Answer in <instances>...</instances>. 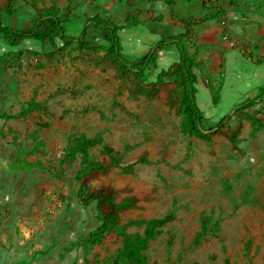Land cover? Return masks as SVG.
Returning <instances> with one entry per match:
<instances>
[{
	"label": "rangeland",
	"instance_id": "obj_1",
	"mask_svg": "<svg viewBox=\"0 0 264 264\" xmlns=\"http://www.w3.org/2000/svg\"><path fill=\"white\" fill-rule=\"evenodd\" d=\"M249 1L72 0L71 4L80 14L99 13L120 24L128 15L139 13L142 24L119 32L124 53L135 60L160 38L182 32L180 18H204L224 3L227 13L196 25L187 40L199 61L196 72L202 87L208 79L222 84L221 110L198 86L197 101L206 112L205 126H210L235 103L255 93L256 85L244 88L232 83L230 72L226 74L231 49L244 60L264 59V4ZM68 3L16 0L11 13L6 10L7 0H0V20L27 27L38 9L63 8ZM65 27L71 35L82 30V24L74 20ZM87 39L94 45L104 42L93 29ZM31 49L32 42L13 45L0 33V112H18L29 99L47 101L50 108L20 119L0 120V154L8 164L0 174V264H111L121 250L122 239H105L89 253L72 245L99 223L95 206L80 202L79 182L74 177L77 162L64 177L55 178L52 172L58 171L68 138L83 134L101 135L102 143L91 149L95 155L104 144L123 152L122 166L139 157L148 159L136 164L132 172L113 168L93 184L111 183L121 196H146L121 213L124 224L143 221L129 224V233H143L148 220L175 210V219L162 227L145 251L152 263L226 264L229 260L230 264H264V105L247 110L261 121L258 130L242 114L236 143L221 134L208 141L184 129L176 99L180 87L174 77L164 78L162 89L151 95L141 91L132 75L112 64L102 49H81L74 44L52 58L34 55ZM158 57L159 66L148 71L147 81L156 80L178 53L172 47L159 51ZM234 63L229 65L232 75L252 76ZM251 84L249 80L244 83ZM63 113V119L59 118ZM239 118L234 117L233 125ZM30 163L44 166L21 172ZM203 218L208 220V233L195 242Z\"/></svg>",
	"mask_w": 264,
	"mask_h": 264
},
{
	"label": "trees",
	"instance_id": "obj_2",
	"mask_svg": "<svg viewBox=\"0 0 264 264\" xmlns=\"http://www.w3.org/2000/svg\"><path fill=\"white\" fill-rule=\"evenodd\" d=\"M15 2L16 0H7L6 10L8 12H14ZM71 2L72 0H69V3L63 8L51 5L44 10L38 9L33 22L27 27H13L0 20V33L7 40L12 41L13 45L15 43L20 45L27 41L32 42L34 49L29 50L31 53L34 55L44 54L49 58L74 44L81 49H102L105 51L104 56L117 66L123 74H130L140 82L141 91L147 94H156L162 89L161 84L164 82V78L174 77L175 82L180 87L176 99L178 111L183 116L184 129L202 139L211 141L214 135L221 134L232 143H236L241 132L242 114L247 115L254 131L262 125L259 118L247 110L258 105H264V85L258 87L253 97H247L245 100L235 103L228 113L210 126H205L206 112L200 108L197 101L199 78L196 69L199 67V61L190 52L187 40L194 34L196 25L225 15L227 11L224 3L216 8L215 14L204 18L195 19L192 15L180 18L182 32L160 38L150 46L147 52L139 58L131 60L124 53L119 32L129 25L142 24L139 13L135 16L128 15L125 22L120 24L114 19L101 16L99 13L80 14L79 8L72 5ZM72 20L82 24L79 35H71L66 32L65 23ZM159 20H164V18L159 16ZM92 29L102 34L103 44L94 45L87 39ZM59 41L62 45H59ZM172 47L176 48L178 59L172 62L168 68H162L157 73L156 80L147 81L148 71L159 66V51L169 50ZM207 87L211 93L212 104L217 107L222 98V84L216 85L213 80L208 79ZM161 97L168 101L167 95ZM49 109L47 101L29 99L23 102L21 110L16 113L10 110L0 112V119H20L34 111L48 112ZM52 115L57 116V113L53 112ZM64 115L63 113L58 117L63 119ZM236 116H240V118L233 125ZM101 143V135L96 137H89L84 134L70 136L60 155L58 171L52 172L55 178H58L59 175L64 177L69 167L77 162L74 177L79 182L77 194L80 202L85 206L92 204L95 206V215L99 223L88 235L79 236L76 241L72 242V245L83 247L89 253L94 252L105 239H122L123 246L111 264H154L148 259L145 251L149 247L150 241L161 233L162 227L175 219L176 212L172 209L163 217L148 220L143 233H129L127 231L129 224H141L143 221L131 220L128 224H124L121 220V213L135 207L146 196L138 194L121 196V191L111 183L93 184V181L116 167H122L125 172H132L136 164L148 162V159L139 157L122 166L124 153L115 150L112 146L104 144L98 155L91 153V149ZM36 165L44 166L42 163H30L22 168L36 167ZM207 224V218H203L202 230L197 234L195 242H199L208 233ZM226 264H230L229 260L226 261Z\"/></svg>",
	"mask_w": 264,
	"mask_h": 264
},
{
	"label": "crops",
	"instance_id": "obj_3",
	"mask_svg": "<svg viewBox=\"0 0 264 264\" xmlns=\"http://www.w3.org/2000/svg\"><path fill=\"white\" fill-rule=\"evenodd\" d=\"M249 3H250V1H249ZM256 3H258L257 5H262V6L264 4L263 0H260L258 2L256 1ZM261 19L264 20V16L261 17ZM133 55H135V54H133ZM177 59H178V57L176 58V60ZM231 61H235L236 64H239L242 67L241 69H244L247 73H249L253 77L252 76H248V77L245 76L244 77L243 75H238L237 76L235 74L232 75V73H231L232 71L229 70V65H230V62ZM227 72H230V75H228V78L230 80H232V83H236V84L239 83L244 88H249V89L253 88L252 86L256 85L254 95L256 94L258 87L264 85V59L259 60L257 62H253L252 60H250V61L244 60L237 53V51L235 49H231L229 51L228 55H227L226 74H227ZM247 80H249V83H252L250 87H247L246 85H244V83ZM232 83H230V84H232ZM202 85H203L202 82H198V84H197V86H199L200 88H202V90L200 89L201 90V93L205 92V98H209L210 95H211L209 88L207 86L202 87ZM232 92L235 93V94H238L239 91L238 90H232ZM254 95H252V96H254ZM13 113H16V112H13ZM0 120H4V119H0ZM0 136L2 137L1 133H0ZM2 138H0V153H1L2 149H3L2 148L3 143L1 142L2 141ZM17 160L18 159L16 158L15 163L17 162ZM7 165L8 164H6L4 158L1 157V154H0V174L3 172V170L6 169ZM36 168L37 167L24 168V169L23 168H20V169L22 170L21 172H24L25 170H33V169H36Z\"/></svg>",
	"mask_w": 264,
	"mask_h": 264
},
{
	"label": "bare ground",
	"instance_id": "obj_4",
	"mask_svg": "<svg viewBox=\"0 0 264 264\" xmlns=\"http://www.w3.org/2000/svg\"><path fill=\"white\" fill-rule=\"evenodd\" d=\"M223 101V100H222ZM224 102V101H223ZM224 104V103H223ZM217 108V110H221V109H223L224 107H223V105L221 106V104L219 103V105L216 107Z\"/></svg>",
	"mask_w": 264,
	"mask_h": 264
}]
</instances>
